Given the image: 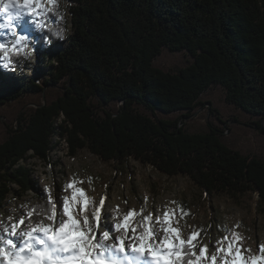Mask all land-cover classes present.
Segmentation results:
<instances>
[{"label": "trees", "instance_id": "1", "mask_svg": "<svg viewBox=\"0 0 264 264\" xmlns=\"http://www.w3.org/2000/svg\"><path fill=\"white\" fill-rule=\"evenodd\" d=\"M72 2L73 34L53 45L62 49H37L41 64L52 65L42 82L9 83L0 72V111L22 105L0 141V210L11 194L43 196L23 161H50L65 141L72 156L88 149L106 161L135 158L169 176L188 175L210 194L257 192L264 213V153L226 143L225 128L211 119L206 130L187 127L212 104L204 96L215 88L255 128L264 125V0ZM164 51L190 61L165 70L156 65ZM33 96L44 100L29 102Z\"/></svg>", "mask_w": 264, "mask_h": 264}, {"label": "clouds", "instance_id": "2", "mask_svg": "<svg viewBox=\"0 0 264 264\" xmlns=\"http://www.w3.org/2000/svg\"><path fill=\"white\" fill-rule=\"evenodd\" d=\"M74 6L72 0H0V35L4 36L0 40V70L17 76L32 75L39 59L37 49H49L73 34L70 9ZM25 22L31 25L33 34H21ZM63 189L59 208L50 184H44L46 195L39 199L21 202L10 198L6 208L0 210V264H138L144 258L152 264H210L203 251L207 243L201 241L199 255L194 252L198 245L192 244L198 232H204L210 241L208 228L189 223L185 219L188 213L179 220L173 215L184 207L177 191L156 205V216L152 214L156 198L149 190L143 192L139 211L132 197V207H128L129 200L116 204L120 198L114 196L101 226L107 185L95 170L77 164ZM197 218L196 213L190 216L192 221ZM223 220L224 230L240 238L236 229L244 227L241 214L225 215ZM108 225L114 230L110 231ZM233 247L229 241L226 250L212 256L213 264L217 258L221 264H264V252L256 254L248 245L246 260L239 246L231 255ZM228 255L230 260L225 259Z\"/></svg>", "mask_w": 264, "mask_h": 264}, {"label": "rangeland", "instance_id": "3", "mask_svg": "<svg viewBox=\"0 0 264 264\" xmlns=\"http://www.w3.org/2000/svg\"><path fill=\"white\" fill-rule=\"evenodd\" d=\"M22 28V32L26 31L29 34H33V29L27 22ZM3 39L4 36L0 35V40ZM62 47V45H56L50 49L52 53H55L61 50ZM189 61L190 56L185 52L164 51L157 59L156 65L165 70H172L186 66ZM51 67L52 65L49 63L41 64L40 59H38L37 66L30 76H17L15 73H6L3 70H0V72L9 83L29 79L42 82ZM49 93L50 96L55 95L56 91L49 90ZM36 100L42 101L44 97L33 96L29 98V102L32 103ZM204 100L210 101L212 104L208 103L205 108H202L187 120L189 129L192 131L206 130L211 119L219 127L225 128L223 139L226 143L243 150L245 153H264V125L260 129L255 128V125L251 123L254 118L227 102L225 90L215 88L204 96ZM209 107H217L220 110L221 120L224 124L212 115ZM21 109L22 105L20 103H14L6 105L0 111V141L4 137L6 123H10L11 120L15 121L16 115ZM162 116L166 115L162 114ZM233 118H237L238 121H233ZM228 126L229 129H226ZM57 140L58 138L55 137L54 142ZM23 163L32 170L40 195H46L42 191L44 184H50L55 188L53 195L58 208L61 205L60 194L64 191L63 184L69 178L74 167L79 164L89 171L95 170V174L101 177L102 184L107 185V195L104 197L105 205L101 209V226H103V218L107 216L105 209L113 201L114 196L120 198L115 201L116 204H119L120 200H129V197H132L135 201L136 210L139 211L140 205L143 204V192L149 190L153 197L156 198L152 207V214L156 216L158 214L156 205L162 202L165 196L177 191L178 196L183 198L184 207L179 212H174V217L179 220L180 216H185V213H188L185 219L189 223H195L198 227L203 224L208 228V235L211 237L209 241L205 238L204 232L195 234V239L192 240V244L198 245L194 249L195 255H199L203 249L201 241L207 243L204 255L210 261V264H213L212 256L226 250L229 241L234 245L231 255L235 254V246H239L240 253L246 260L248 258L246 247L248 245H251L250 250L256 254L264 252V213H261L258 209L259 196L257 192L249 191L236 197L226 192L210 194L188 175L169 176L153 165L143 163L135 158L106 161L88 149H82L72 156L68 152V146L65 141H61L51 152L50 161H45L34 155H28ZM11 185L14 189H18L16 184ZM122 185L123 187H121ZM83 187L87 191L86 185ZM35 194V191H30L23 197L11 194L9 199L15 197L22 202L26 198L34 199L36 197ZM132 204L133 200H129L128 207H132ZM236 212L241 214L244 224L242 229H236L237 232L241 233L240 238H234V233H228L224 230L223 217ZM192 213L197 214L198 218L196 221L190 219ZM200 217L203 219L201 220ZM24 223H27V221H24ZM21 226L23 227V224ZM108 227L110 231L114 230L112 225H108ZM173 227H176L175 223H173ZM99 235V232H97L98 238ZM226 236L227 240L225 239ZM248 237H251V240H248ZM182 238L185 237L182 236ZM12 239L15 242V237H12ZM125 247L127 250V242H125ZM231 255L226 256L225 259L230 260ZM139 261L138 264H149L145 258ZM214 264H221L219 258Z\"/></svg>", "mask_w": 264, "mask_h": 264}, {"label": "bare ground", "instance_id": "4", "mask_svg": "<svg viewBox=\"0 0 264 264\" xmlns=\"http://www.w3.org/2000/svg\"><path fill=\"white\" fill-rule=\"evenodd\" d=\"M23 30V28H21V31ZM28 30V29H27ZM15 242L17 243V246L19 247V244L18 242L16 241L15 239ZM142 260V259H141ZM145 260H147L146 262L149 263V264H152L151 260L149 258H145ZM139 261V260H138ZM140 262V261H139Z\"/></svg>", "mask_w": 264, "mask_h": 264}, {"label": "snow or ice", "instance_id": "5", "mask_svg": "<svg viewBox=\"0 0 264 264\" xmlns=\"http://www.w3.org/2000/svg\"><path fill=\"white\" fill-rule=\"evenodd\" d=\"M203 251H206V249H204Z\"/></svg>", "mask_w": 264, "mask_h": 264}]
</instances>
